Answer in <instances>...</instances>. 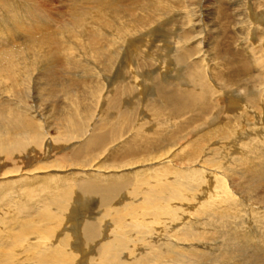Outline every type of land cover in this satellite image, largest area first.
<instances>
[{
	"label": "bare ground",
	"instance_id": "obj_1",
	"mask_svg": "<svg viewBox=\"0 0 264 264\" xmlns=\"http://www.w3.org/2000/svg\"><path fill=\"white\" fill-rule=\"evenodd\" d=\"M23 1L0 0V264H264V0Z\"/></svg>",
	"mask_w": 264,
	"mask_h": 264
},
{
	"label": "rangeland",
	"instance_id": "obj_2",
	"mask_svg": "<svg viewBox=\"0 0 264 264\" xmlns=\"http://www.w3.org/2000/svg\"><path fill=\"white\" fill-rule=\"evenodd\" d=\"M20 2H24L23 0H19ZM54 1H55V3H54ZM199 0H195V3H197V4H199L200 6H203V4H205V5H208L209 3H214L215 2V0H202V2H201V0L198 2ZM233 1V2H232ZM38 2L43 6L45 3V7L43 6V8H45V9H47V10H50L53 14H56V13H59V14H62L60 17H63V19L64 18H67L68 17V14H67V12L68 11H70L69 9H70V5H69V3H67V0H61V1H59V0H38ZM43 2V3H42ZM45 2V3H44ZM58 2H59V4H58ZM201 2V3H200ZM226 2H227V0H226ZM244 2V1H243ZM52 3H53V5H52ZM208 3V4H207ZM227 3H229V4H236L237 3V6L236 7H238V8H236L237 10V13H240L239 15H243L244 13H245V11H248V7L247 6H245L244 5V3H239V1L237 0L236 1V3H235V0H230L229 2H227ZM58 5V6H57ZM69 5V6H68ZM54 6H56L57 7V9H58V11H56V8L54 7ZM61 6H63V7H61ZM67 6V7H66ZM209 6V5H208ZM212 7V8H211ZM216 6H212V5H210L207 9H208V11H212V12H214L215 10H216V8H215ZM49 8V9H48ZM55 8V9H54ZM204 9H205V7H203ZM245 8H247V9H245ZM52 9H54V10H52ZM242 9V10H241ZM245 9V10H244ZM239 11V12H238ZM242 12V13H241ZM213 17V13H212V16L211 17H208V22L209 23H211V25H213L214 23L216 24H219V20H217L216 19V17L214 18H212ZM207 18V17H206ZM210 18H212V19H210ZM213 20V21H212ZM194 24V23H193ZM234 31V29L232 30V32ZM213 32H211V33H207L206 34V36L207 37H205L206 39L209 37V35L211 36V34H212ZM156 38V37H155ZM212 38V37H211ZM211 38H210V40H211ZM240 38H241V36H240ZM153 41V39L151 38V40H149V45H151V44H155V43H157V42H154ZM159 42V41H158ZM238 42H241V40H239ZM163 44H165L163 41H160V44L158 43V44H156L157 45V47H159V46H163ZM18 47V46H17ZM160 53L162 54V55H164V51H160ZM162 57H165V56H162ZM159 73L161 74V76H162V71L160 70L159 71ZM38 103H40V102H38ZM46 106V105H45ZM45 106H41V104H39V108H43V109H46V108H44ZM37 108V107H36ZM41 110V109H40Z\"/></svg>",
	"mask_w": 264,
	"mask_h": 264
}]
</instances>
